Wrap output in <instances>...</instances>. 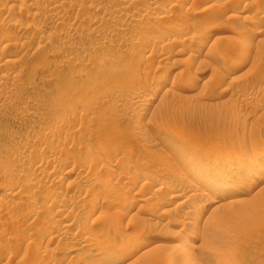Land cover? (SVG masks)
<instances>
[{"label": "rangeland", "instance_id": "1", "mask_svg": "<svg viewBox=\"0 0 264 264\" xmlns=\"http://www.w3.org/2000/svg\"><path fill=\"white\" fill-rule=\"evenodd\" d=\"M263 156L264 0H0V264H264Z\"/></svg>", "mask_w": 264, "mask_h": 264}, {"label": "bare ground", "instance_id": "2", "mask_svg": "<svg viewBox=\"0 0 264 264\" xmlns=\"http://www.w3.org/2000/svg\"><path fill=\"white\" fill-rule=\"evenodd\" d=\"M259 20H260V19H259ZM262 20H263V19H262ZM262 20H261V21H262ZM258 22H259V21H258ZM257 24H258V23H257ZM256 26H259V25H256ZM262 26H263V25H262ZM262 26L260 25L258 29L260 30V27H262ZM183 28H184V27H183ZM186 29H187V28H186ZM253 29H255V28H253ZM183 30H184V29H183ZM256 30H257V29H256ZM259 30H258V32H260ZM262 30H263V29L261 28V31H262ZM184 31H187V30H184ZM258 32H257V33H258ZM262 32H263V31H262ZM260 33H261V32H260ZM248 54H249V52H248ZM197 81H198V80H197ZM194 82H195V81H194ZM243 87H244V89L247 88L246 85L243 86ZM171 130H172V128H171ZM263 157H264V156H263ZM218 162H219V161H218ZM226 162H228V161H226ZM226 162H225V163H226ZM220 163H222V162H220ZM223 163H224V162H223ZM223 163H222V164H223ZM259 163H261V162H259ZM226 164H227V163H226ZM257 164H258V163H257ZM261 164H262V163H261ZM263 164H264V163H263ZM218 165H219V164H218ZM257 166H258V165H257ZM259 166L262 167V165H259ZM217 168H218V167H217ZM219 168H220V167H219ZM262 168H264V167H262ZM223 169H225V168L223 167ZM230 169H231V168H230ZM236 169H237V168H236ZM239 169H240V168H239ZM232 170H233V169H232ZM258 170H259V169H257V171H258ZM240 171H241V170H240ZM230 172H231V171H230ZM245 172H246V171H245ZM252 172H253V171H252ZM254 172H255V171H254ZM237 173H238V172H237ZM246 173H247V172H246ZM246 173H245V174H246ZM226 174H228V173H226ZM242 174H243V172H242ZM242 174H240V175H242ZM236 175H237V174H236ZM254 175H255V174H254ZM229 176H232V175L230 174ZM245 176H246V175H245ZM259 176H260V175H259ZM227 177H228V176H227ZM232 177H233V176H232ZM238 177H239V176H238ZM254 177H255V176H254ZM229 178H230V177H229ZM260 178H261V177H260ZM242 180H243V179H242ZM250 180H251V179H250ZM252 182H253V180H252ZM248 183H249V181H248ZM246 184H247V183H246ZM251 184H252V183H251ZM244 186H245V185H244ZM247 186H248V185H247ZM245 187H246V186H245ZM246 188H247V187H246ZM250 188H252V187H249V189H250ZM249 189L246 190V191H249ZM240 190H242V188H241ZM157 196H158V195H157ZM154 197H155V195L153 196V198H154ZM153 198L148 197L147 199L145 198V200H146L147 203H149V201L152 200ZM154 200H155V199H154ZM151 202H152V201H151ZM167 203H168V202H167ZM54 207H56V206H54ZM177 221H178V220H177ZM181 221H182V220H181ZM179 222H180V221H179ZM183 222H186V221L183 220V221L181 222V225L183 224ZM71 223H72V222H71ZM71 223H70V224H71ZM176 224H177V223H176ZM187 224H188V223H187ZM112 235H113V233H112ZM112 238H113V237H112ZM143 238H144V237H143ZM86 239H87V238H86ZM140 243H141V242H140ZM136 245H137V244H136ZM138 245L140 246V244H138ZM151 245H152V242H151V241H143V244H142L143 247H149V246H151ZM140 247H141V246H140ZM132 248H133V252H136L137 250H139V247H138V246H136V247L133 246ZM131 251H132V250H131Z\"/></svg>", "mask_w": 264, "mask_h": 264}]
</instances>
